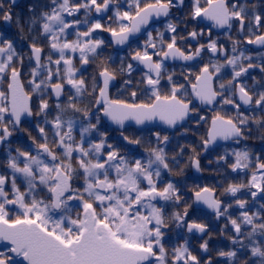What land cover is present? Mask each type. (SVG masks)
<instances>
[{
  "label": "snow or ice",
  "instance_id": "6c2138e0",
  "mask_svg": "<svg viewBox=\"0 0 264 264\" xmlns=\"http://www.w3.org/2000/svg\"><path fill=\"white\" fill-rule=\"evenodd\" d=\"M16 6L0 0V264H264V0ZM221 147L222 179L189 175Z\"/></svg>",
  "mask_w": 264,
  "mask_h": 264
},
{
  "label": "flooded vegetation",
  "instance_id": "af4514ba",
  "mask_svg": "<svg viewBox=\"0 0 264 264\" xmlns=\"http://www.w3.org/2000/svg\"><path fill=\"white\" fill-rule=\"evenodd\" d=\"M37 2H43V0H22L17 4L15 7V12L20 13L22 16H26L27 13V7L28 5L32 3H37ZM0 30H2V26H0ZM11 30L14 32L15 31V25L11 26ZM257 51H261L257 49ZM115 135V133H113ZM258 134L253 133L252 139L247 141L248 145L250 148H252L254 151H261L264 150V141H261L256 138ZM221 145L224 147L229 146L230 142H220ZM242 145H231V147H241ZM223 151V147L218 148L216 152H213L211 154H205L206 158L202 159V166H205V171L203 173H195L194 170L189 173L190 176H202L203 183L205 184H215L217 180L222 179V177H216L215 179L213 178V172L211 171L212 169L216 168V165L214 163H209V161L214 160L215 156ZM6 158V152L3 149V147H0V160H3ZM235 175V174H233ZM193 181L189 180V183H192ZM209 211L210 210H205ZM208 222L212 225L213 231H214V239L211 242L213 247L215 248H223L225 250L230 247V241L226 238V236H221L219 234V229L223 225V221H216L213 219L211 215L207 217ZM173 237L175 239V234H173ZM193 243L198 245L197 241H193Z\"/></svg>",
  "mask_w": 264,
  "mask_h": 264
},
{
  "label": "water",
  "instance_id": "95a60500",
  "mask_svg": "<svg viewBox=\"0 0 264 264\" xmlns=\"http://www.w3.org/2000/svg\"><path fill=\"white\" fill-rule=\"evenodd\" d=\"M21 0H17V4L20 2Z\"/></svg>",
  "mask_w": 264,
  "mask_h": 264
}]
</instances>
